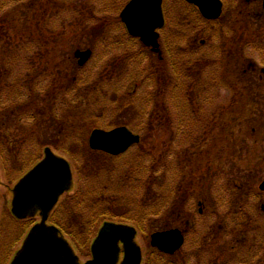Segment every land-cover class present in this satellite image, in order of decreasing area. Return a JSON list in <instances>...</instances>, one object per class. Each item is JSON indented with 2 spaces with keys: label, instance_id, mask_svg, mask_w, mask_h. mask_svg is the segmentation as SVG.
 <instances>
[{
  "label": "rangeland",
  "instance_id": "rangeland-1",
  "mask_svg": "<svg viewBox=\"0 0 264 264\" xmlns=\"http://www.w3.org/2000/svg\"><path fill=\"white\" fill-rule=\"evenodd\" d=\"M128 1L0 0V17H6L0 23L4 30L0 32V63L6 61L9 65L10 80L30 76L34 96L26 109L22 90L20 101L12 104L9 99L8 106L0 109V119L5 120L0 122V226L4 224L3 235L0 229V258L12 255L10 246L18 248L26 226L29 229L33 224L8 214L11 188L22 172L43 157L45 147L70 162L74 187L68 193L71 200H67L66 210L74 235H81L77 226L95 212L102 215L97 216L101 219L131 217L135 222L127 224L138 231L136 240L146 260L160 257L149 249L152 225L155 222L157 229L161 228V210L175 206L172 191L180 185L183 192L187 189L183 185L186 182L180 184L176 178L181 169L174 165H186L192 159L191 166L181 171L185 181L192 174L197 178L212 174L207 165H197L204 159L232 164L234 170V165H256L261 157L256 139L247 135L252 127L262 130L264 126L256 120L264 117L257 98L256 74H242L239 59L232 58L229 65L225 60L229 54L236 57L242 52L247 41L248 59L264 66L263 0H222V14L214 21L205 20L185 0H164L165 24L159 30L163 50L158 55L127 33L120 12ZM76 49L92 51L83 67L74 60ZM195 78L204 107L214 110V115L204 114L214 121V147L211 157L188 154L186 159L191 141L208 143L202 137V128L186 115L189 107L181 109L188 98L198 96L192 95ZM209 83L215 84L214 91L205 95L201 86L207 88ZM247 85L253 90L250 95L246 94ZM10 107L15 110L7 109ZM183 111L187 112L185 118L180 117ZM167 118L171 120L170 128L177 129L178 141L170 143L164 125ZM204 123L206 127L209 124ZM120 124L140 134L141 141L118 156L89 148L92 129H111ZM182 148L185 149L180 154ZM225 151L227 158L223 156ZM162 182L168 192L167 203L160 195L164 192ZM181 213L183 217L188 215ZM199 217L194 219L198 222ZM56 219L60 221L58 215ZM214 220L222 223L225 230L215 236L214 244L211 239L212 246L205 243L204 248L190 249L192 255L221 257L226 237L238 232L234 227L241 225L238 216L231 220L225 210L220 216L210 217L211 222ZM259 225L264 227V219ZM69 238L73 240L70 235ZM91 243L88 240L86 247L77 243L81 259L90 257L86 248ZM186 250L174 258H187ZM227 257H231L229 253Z\"/></svg>",
  "mask_w": 264,
  "mask_h": 264
},
{
  "label": "flooded vegetation",
  "instance_id": "flooded-vegetation-1",
  "mask_svg": "<svg viewBox=\"0 0 264 264\" xmlns=\"http://www.w3.org/2000/svg\"><path fill=\"white\" fill-rule=\"evenodd\" d=\"M214 57V54H212ZM233 54H229V56L226 58L225 61L228 60L227 64L229 65L231 61L233 60L232 58L239 59L241 61V73L242 74H248L249 72L256 74V86L254 89H257V98L260 104L261 111L264 112V66L259 65L251 60L248 59L247 57V41L244 50L239 52L236 57H233ZM225 69V68H224ZM259 77H258V76ZM195 83H192L193 85L192 88V95L194 93H197L198 96H194L192 98H188L186 104L182 103V108L183 110H187V105L188 108V113L186 111L181 112L180 117L185 118V114L192 118L196 124L199 125V127L202 128L203 134L202 137L208 139L207 145L201 144L199 141H191V144L187 146V150L185 151V157L186 159H189L188 154H192L191 156L193 157H202V154H206L207 156L211 157L212 156V149L214 147V131H212V128L214 130V121H210L211 117L205 118L204 114L206 113H212L214 115V110H210L209 106L206 105L204 107L202 98L200 96V84L198 83L197 78H195ZM247 84V82H245ZM209 85L206 88V86H201L203 89V94L208 95L214 91V83H209ZM206 88V89H205ZM228 89H230V93L232 92L231 87L229 86ZM246 94L250 95L251 92L253 91L250 87L245 88ZM250 92L249 94L247 92ZM229 93V94H230ZM168 104L167 99L165 98V106ZM225 105H228V103H225ZM178 106V104H176ZM229 106V105H228ZM213 109V107H212ZM185 112V114H184ZM168 115V118H172L170 113L166 112ZM264 114V113H263ZM166 119L164 121V125L166 128V132L169 133L170 135V143L174 142L175 139H177V129H171L170 128V119ZM209 119V120H207ZM258 122L264 123V117L256 119ZM208 122V126L206 127L204 122ZM263 126V125H262ZM228 126H222L223 129L227 128ZM264 127V126H263ZM261 128L262 130H256V127H252L251 130L247 131L250 134V137L252 139H256V143L259 144V154L258 157L260 159L258 160V163L256 165H234V170L232 169V164L231 165H223L222 162L220 163H215L213 158L210 160L208 159L205 161L203 160V163H200L199 161L197 162V165L204 164L209 167L208 169L213 171L212 174L216 175H210L207 177L203 178H197V175H190L191 179L186 178L184 181V174L181 172L183 169H187V166L190 167L192 163V157H190L191 162H186V165H174L176 168L181 169L180 172L176 174V178L178 179L179 183L183 184L186 182V184H183L184 186H187L186 191H182L180 189L181 185L179 188H176L175 191H172V193H175V206L172 205V208H165L163 211L161 210V220L162 221V227L158 228L156 225L158 223L154 222V225H152V230L150 231V244L151 247L149 249H153L158 255L160 256L159 258H150L147 257V260L144 259L143 255V250L141 247L142 251V260L140 264H264V227L259 225L262 224V220L264 219V139H261L260 135L264 138V128ZM230 130V129H228ZM260 134V135H259ZM213 139V140H212ZM207 141V140H206ZM212 144V145H211ZM208 146V148L206 147ZM263 148V150H262ZM185 148H182L180 151V154H183V150ZM189 149L192 151L189 152ZM229 149V147H228ZM227 149V150H228ZM231 152V150H230ZM223 156L227 158V153L226 151L223 152ZM261 163V165H260ZM188 164V165H187ZM217 165H223L217 166ZM26 168V167H25ZM169 168V165H168ZM29 169H26L24 172H22V175L19 177V179L28 171ZM190 170V169H189ZM168 171V170H167ZM167 173V172H166ZM18 179V180H19ZM2 183L0 179V184ZM163 185V190L164 192L160 193L162 194L163 198L165 197L164 201L167 203L166 195H168V192L166 191V184L162 182ZM76 186V184H75ZM183 186V187H184ZM74 187V185H73ZM72 188V187H71ZM73 190V188L71 189ZM68 191L64 193L57 206L53 209V211L50 213V217L48 220L49 224H54L56 225L61 231L63 232L64 235L70 240L69 234L64 230L62 227H60L58 224L54 222L56 219L57 215L58 218L62 223L65 225H69L68 221V216H67V210L66 206L68 205L67 200H71V194H68ZM10 192V190H9ZM183 192V193H181ZM166 194V195H165ZM66 195L65 199L66 201L64 202V196ZM221 197H225L226 199L220 200ZM12 198V197H11ZM168 198V197H167ZM11 203V201H10ZM62 205V207H61ZM178 206V207H177ZM9 207V206H8ZM58 207H61L58 208ZM64 207V210L62 208ZM11 209V206L9 207ZM225 210V214L227 211V217L230 218L231 220L235 219L236 216H238L241 220V225L234 227L235 230H239L238 232L235 231L233 234L227 236V240L225 243H223V246L225 248L222 249L221 257L217 258H199L195 254H191L189 252L190 249L196 250L201 246V248L206 247L205 243H209L207 246H212L215 243V239H217L215 236L220 235L222 231L225 230L224 226L222 223H217L215 220L210 221V217H216L220 216V214H223ZM11 211V210H10ZM8 213L6 211L5 213ZM187 213L185 217L182 216V213ZM104 213V212H103ZM1 215V214H0ZM158 215L160 216V212H158ZM234 217H230V216ZM199 217V220L205 221V224H201L200 221L195 220V217ZM17 221L15 216H13ZM193 219V220H192ZM209 219V220H208ZM40 217L37 216L33 220H28V221H39ZM25 221V220H21ZM107 221V220H105ZM103 221L101 225L98 227H92V228H87V225H83L85 222H81L77 226V232L78 234L81 233V235H77V239L79 240V244L83 246H87L88 244V230H92L95 232V236L92 237V241L95 239L97 236L100 228L102 227ZM196 222V224H195ZM197 223L199 225H197ZM254 223H259L254 224ZM4 224H2L3 226ZM2 226H0L1 229V235L3 230ZM235 226V225H234ZM27 229L25 231L26 235L31 228V226L28 229V226H26ZM67 228L72 232V228L70 226H67ZM224 228V230H223ZM171 230H177L181 236L183 237V244L182 247L177 249L173 253L165 252L162 250H159L158 248L154 247L152 245V235L156 232H168ZM138 233V231L136 230ZM230 232V230L228 231ZM136 233V237H137ZM0 235V236H1ZM25 235V236H26ZM24 236V238H25ZM176 233V237H177ZM73 239V237H72ZM211 239L213 240V244L211 242ZM24 240V239H23ZM23 242V241H22ZM72 243L75 252L79 256V263H85L87 262L91 257H92V251H91V244L90 247L86 248L87 249V254L90 255V257H87L86 259H81L80 254L78 252L77 247L78 244L74 243L73 240H70ZM16 243V242H15ZM77 245V246H76ZM229 245V247L227 246ZM21 246V245H20ZM20 246L16 249H12L13 246H10V253L6 255V257H1L0 258V264H11L13 257L15 256L17 250L20 248ZM120 246V255H119V262L118 264H121V262L124 259L125 256V247H124V242H119ZM193 247V248H192ZM187 252V258H177L175 259L174 256L179 255V253L183 252V249H186ZM205 251V249L202 250V252ZM151 252V251H150ZM208 253L212 254L211 249L208 248ZM230 254L231 257H227V254ZM5 253H3L4 255ZM149 252L147 251V255ZM2 255V256H3ZM226 258V259H225ZM170 261V262H168Z\"/></svg>",
  "mask_w": 264,
  "mask_h": 264
},
{
  "label": "water",
  "instance_id": "water-1",
  "mask_svg": "<svg viewBox=\"0 0 264 264\" xmlns=\"http://www.w3.org/2000/svg\"><path fill=\"white\" fill-rule=\"evenodd\" d=\"M194 4L203 17L217 19L223 11L222 0H186ZM264 7V0H263ZM121 19L129 33L139 37L160 51L159 32L165 24L163 0H130L121 12ZM90 49L76 50L79 64L90 58ZM140 141V136L126 126L111 130L95 128L89 137V146L96 151L119 155ZM44 158L29 170L13 187L12 212L18 219L40 215L41 221L28 232L21 248L11 264H118L119 242H124L125 256L121 264H140L141 247L136 241V229L127 224L105 223L91 246L92 259L79 263L74 249L54 225L47 224L51 211L62 194L73 184L69 162L54 153L50 147L44 150ZM177 233V237H176ZM183 244V237L177 230L156 232L152 245L173 253Z\"/></svg>",
  "mask_w": 264,
  "mask_h": 264
},
{
  "label": "trees",
  "instance_id": "trees-1",
  "mask_svg": "<svg viewBox=\"0 0 264 264\" xmlns=\"http://www.w3.org/2000/svg\"><path fill=\"white\" fill-rule=\"evenodd\" d=\"M6 19V17H0V23H3L4 20ZM4 32L3 29H0V32ZM135 39V38H133ZM143 47H145L143 45ZM146 48V47H145ZM147 49V48H146ZM29 66V64H27ZM9 65L7 66V62L3 61V63H0V109L1 107L4 109L6 108V106H8L7 101L10 99L11 103L14 104L18 101H20V97H21V91H24L23 94V101L24 105L27 109L28 106H30L32 104V101L34 102V96L33 93H31V90L33 92V89L31 88L30 85H32L31 77L29 76L28 78L25 77L24 79H16L15 81L10 80L9 79ZM5 81H9V84H5ZM2 89H5V91H3ZM9 94H11V97H9ZM31 100H30V98ZM7 109H11V110H15V108H7ZM6 110V109H5ZM4 110V111H5ZM0 122H5V120L0 119ZM121 125V124H120ZM3 143V138L0 137V144ZM90 216L87 218V220L85 221L87 215L85 216V219L83 220L84 225H87V228H92V227H98L101 221H105V220H112V221H117V222H130L133 223L135 222V220L131 217H117V216H111L109 218H97V216H102L101 214L95 212L93 214H89ZM54 222L56 224H58L60 227H62L64 230H66V232L73 237L74 242L79 243V240L77 239L78 237H76L74 235L73 232H70L69 229L67 228V226H69L68 224L65 225L64 223L60 222L59 220H54ZM81 223V222H80ZM96 224V225H95ZM99 224V225H98ZM88 236V240H91L93 236H95V232H93L92 230H88L87 233Z\"/></svg>",
  "mask_w": 264,
  "mask_h": 264
}]
</instances>
